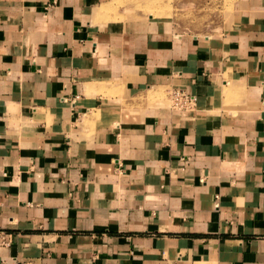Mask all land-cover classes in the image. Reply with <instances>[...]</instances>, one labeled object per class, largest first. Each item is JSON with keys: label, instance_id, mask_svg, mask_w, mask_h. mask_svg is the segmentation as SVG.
<instances>
[{"label": "crops", "instance_id": "1", "mask_svg": "<svg viewBox=\"0 0 264 264\" xmlns=\"http://www.w3.org/2000/svg\"><path fill=\"white\" fill-rule=\"evenodd\" d=\"M110 2L0 0V264H264V0L213 36Z\"/></svg>", "mask_w": 264, "mask_h": 264}, {"label": "rangeland", "instance_id": "2", "mask_svg": "<svg viewBox=\"0 0 264 264\" xmlns=\"http://www.w3.org/2000/svg\"><path fill=\"white\" fill-rule=\"evenodd\" d=\"M242 4L243 0H111L109 10L118 20H153L178 33L213 36L234 23Z\"/></svg>", "mask_w": 264, "mask_h": 264}, {"label": "built area", "instance_id": "3", "mask_svg": "<svg viewBox=\"0 0 264 264\" xmlns=\"http://www.w3.org/2000/svg\"><path fill=\"white\" fill-rule=\"evenodd\" d=\"M170 109L178 112H191L196 109L197 98L188 91L181 89H171L167 95ZM217 198V197H216ZM9 246V241L4 235H0V247Z\"/></svg>", "mask_w": 264, "mask_h": 264}]
</instances>
